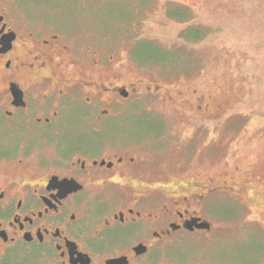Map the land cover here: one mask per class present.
<instances>
[{"label":"flooded vegetation","instance_id":"1","mask_svg":"<svg viewBox=\"0 0 264 264\" xmlns=\"http://www.w3.org/2000/svg\"><path fill=\"white\" fill-rule=\"evenodd\" d=\"M100 1L0 0V264H214L193 239L213 231L203 201L227 181L161 177L144 140L121 135L140 111L127 101L165 88L119 77Z\"/></svg>","mask_w":264,"mask_h":264},{"label":"rangeland","instance_id":"2","mask_svg":"<svg viewBox=\"0 0 264 264\" xmlns=\"http://www.w3.org/2000/svg\"><path fill=\"white\" fill-rule=\"evenodd\" d=\"M95 10L107 52L120 46L119 77L165 88L127 101L142 113L129 110L121 135L144 140L161 177L227 181L203 201L214 229L194 247L214 264H264V0H102Z\"/></svg>","mask_w":264,"mask_h":264},{"label":"trees","instance_id":"3","mask_svg":"<svg viewBox=\"0 0 264 264\" xmlns=\"http://www.w3.org/2000/svg\"><path fill=\"white\" fill-rule=\"evenodd\" d=\"M261 198H264V195H261L260 197H259V199H261ZM262 201H263V199H261Z\"/></svg>","mask_w":264,"mask_h":264}]
</instances>
